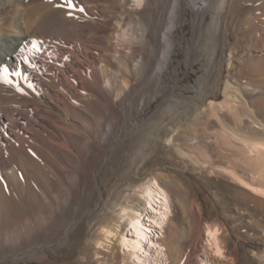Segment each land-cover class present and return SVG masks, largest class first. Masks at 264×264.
<instances>
[{
  "label": "rangeland",
  "instance_id": "rangeland-1",
  "mask_svg": "<svg viewBox=\"0 0 264 264\" xmlns=\"http://www.w3.org/2000/svg\"><path fill=\"white\" fill-rule=\"evenodd\" d=\"M147 1L156 8L155 14L147 11ZM262 1L237 0L234 8L229 7L231 12L225 8L200 13L189 0H181L175 47L164 70L158 68L174 0H144L142 5L137 0L100 1L112 16L108 32L112 48H119L115 41L128 36L129 41L122 43L133 51L124 58L129 66L140 65L137 75L122 74L129 85L123 88L119 82L110 87L118 97V111L106 105L95 110L98 120L108 113L106 124L98 125L95 133L100 139L108 133L110 137L109 146L99 148L92 164L60 150L58 156L72 168L69 172L57 166L64 183L55 187L38 161L20 153L13 164L23 172L7 179L0 175V264H130L118 238L102 230L118 225L127 230L120 213L126 206L137 209V194L151 179L166 188L172 209L163 231L154 233L166 252V264H195L194 248L202 249L199 258L206 259L208 224L221 227L222 236L228 237L226 252L238 258L255 246L235 227L264 220V212L239 196L238 184L224 170L234 155L220 153L216 132L222 125L212 116L209 103L223 101L227 82L231 83L228 94L238 97L243 120L225 110L221 112L225 123L264 136V128L242 104L256 107V120L264 122V48L256 46L258 32L264 35V29L250 25ZM97 30L91 21L84 39ZM108 62L114 73L119 71V58ZM108 124L114 130L109 131ZM173 129L174 140L169 142ZM73 137L79 146L85 140L84 135ZM238 169L252 174L250 169ZM41 190L48 192V204ZM27 249L34 250L33 257L20 256ZM208 259L211 264L222 261L211 254Z\"/></svg>",
  "mask_w": 264,
  "mask_h": 264
},
{
  "label": "bare ground",
  "instance_id": "bare-ground-1",
  "mask_svg": "<svg viewBox=\"0 0 264 264\" xmlns=\"http://www.w3.org/2000/svg\"><path fill=\"white\" fill-rule=\"evenodd\" d=\"M100 1L103 2L73 0L76 8L69 16L70 10L66 6H60L65 4V0H0V68L9 69L8 78L13 82H0V175L3 178L7 179L11 174L23 172L13 163L20 153H25L38 161L53 178L55 187H58L64 183V174L57 166L61 165L69 172L72 168L68 161H63L58 156L60 150L76 155L75 157L90 165L99 148L109 146V133L103 139L95 133L98 125L106 124L108 113L102 112L104 118L98 120L95 110L106 105L109 109L118 111V97H114L110 87L118 86L119 82L123 88L127 87L130 82L122 76L128 73L136 74L140 65L129 66L124 58L133 51L122 43L129 41L128 36L117 39L115 42L120 43V47L112 48L114 42L108 36L112 16L105 11ZM189 1L200 13L225 8L231 12L229 7L234 8L237 3V0ZM137 3L142 5L144 0H137ZM181 3V0H174L170 11V21L163 33L164 47L159 70L168 66L174 51L173 34ZM147 11L151 12L150 14L157 11L155 7L150 6L149 1ZM255 12L251 13V27L258 24L260 29H264V0ZM91 21L96 23L98 30L92 32L89 39H84V28ZM258 33L260 35H256V46L264 48V35H261L262 32ZM141 34L145 36V33ZM113 58L120 60L119 71L115 73L106 63L113 62ZM107 77L109 80H106ZM230 85L231 83L227 82L226 98L223 101L209 103L212 116H216L222 125L221 130L216 132L220 153L224 156L227 154L228 157L229 154L234 155L232 165L224 167V170L238 184L239 196H242L246 203H254L262 213L264 136L249 135L225 123L221 115L225 110L231 112L239 122L243 120V115L239 113V107L242 105L239 106L238 97L232 99L228 94L232 86ZM242 104L246 105V111L255 118L254 121L264 128V122L256 120L257 108L247 102ZM108 129L112 131L114 126L108 124ZM173 133L174 129L171 130L169 142L174 140ZM73 134L84 135L85 140L81 146ZM238 166L250 169L252 174L246 176L245 172L239 171ZM33 176L36 179L34 174ZM40 195L45 204L50 202L46 190H41ZM137 195V209L126 206L123 213H120L127 223V230H121L118 225L114 230L103 228L102 231L118 238L123 253L130 259V264H166V252L164 247L155 241L154 233L163 231L171 215L168 192L157 180L151 179L141 186ZM192 209L196 210L195 204ZM235 229L255 246L238 258L235 253L226 252L228 237L222 236L221 227L208 224L204 229V253L207 258L200 259L199 251L202 249L194 248V263L211 264L208 259L211 254L220 258L221 264H264V220L258 218L256 224L250 225L241 222ZM102 241L99 246H102ZM33 254L34 250L27 249L20 256L33 257ZM229 256L232 260H228ZM245 257L246 262L242 260Z\"/></svg>",
  "mask_w": 264,
  "mask_h": 264
},
{
  "label": "snow or ice",
  "instance_id": "snow-or-ice-1",
  "mask_svg": "<svg viewBox=\"0 0 264 264\" xmlns=\"http://www.w3.org/2000/svg\"><path fill=\"white\" fill-rule=\"evenodd\" d=\"M60 6H66L70 11L68 12V15H72V10L76 8L75 3L73 0H65L64 5ZM80 11H83V9H80ZM9 69L7 67L0 68V82H3L5 84H12L13 82L8 78Z\"/></svg>",
  "mask_w": 264,
  "mask_h": 264
}]
</instances>
